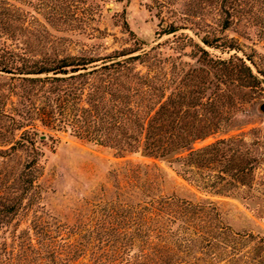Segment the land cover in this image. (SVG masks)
<instances>
[{"label": "trees", "instance_id": "1", "mask_svg": "<svg viewBox=\"0 0 264 264\" xmlns=\"http://www.w3.org/2000/svg\"><path fill=\"white\" fill-rule=\"evenodd\" d=\"M231 1L235 9L242 0ZM72 2L53 1L48 16L53 21L55 16L66 21L68 11L73 15L76 12ZM156 2L160 17L156 34L169 38L151 49H145V41L136 37L126 19L122 27L133 37L134 45L103 56L82 51L34 59L11 49L0 37V72L16 80L11 90L18 100L13 114L20 118L5 113L4 108L0 110V236L22 212L29 210L35 214L30 228L39 235L38 240L46 233L40 210L35 208L40 207L39 179L44 155L38 143L43 135L38 122L114 149L119 156L141 153L167 160L177 165L184 176L191 168L210 169L216 183L223 180L228 186L251 184L257 158L240 151L235 146L236 138H218L199 148L195 143L230 130L236 111L253 94L264 90V79L260 77H264V70L256 66L254 71L236 53L229 58L212 54L208 47L225 51L239 47L234 40L211 32H180L183 25L163 16L165 8H169L168 1ZM175 12L169 8L173 16ZM74 18H79L77 13ZM227 22L223 28L230 27ZM164 45L179 54L157 52ZM5 98L7 94L1 91V106ZM18 154L25 155L24 159H18ZM136 171L133 169L132 173L137 174ZM146 203L144 208L152 211L146 213L145 220L155 214L157 222L153 230L144 234L155 241L146 237L143 249L126 258L129 264H160L158 260L187 253L199 244L217 246L219 237L233 236L214 206L178 198ZM27 234L29 231L22 230L16 235L18 264L32 262L24 239ZM42 246L51 252L49 244L43 242ZM14 250L0 241V264H13ZM35 253V259L41 256L39 249ZM99 260L98 264H104L103 259Z\"/></svg>", "mask_w": 264, "mask_h": 264}, {"label": "rangeland", "instance_id": "2", "mask_svg": "<svg viewBox=\"0 0 264 264\" xmlns=\"http://www.w3.org/2000/svg\"><path fill=\"white\" fill-rule=\"evenodd\" d=\"M53 1L62 0H0L1 42L34 59L46 54L82 51L103 56L134 45L133 37L122 27L124 19L136 37L145 41V49L169 38L156 34L160 22L156 0H73L72 10L76 9L79 18L76 20L75 13L68 11L66 21L59 16L53 21L48 16V7ZM166 1L176 12L173 16L165 8L163 16L183 25L185 28L180 32L191 35L194 31L211 32L232 39L238 50L208 49L223 58L236 53L254 71L257 67L264 70V0H242L235 9L230 0ZM227 20L231 25L223 28ZM157 52L179 54L168 45ZM184 60L190 58L184 57ZM139 69L145 71L143 65ZM15 82L12 75L0 72V92L7 94L0 110L4 108L5 113L20 119L13 114L18 101L11 95ZM244 104L236 111L230 130L199 141L195 147L218 138H236L235 146L240 151L257 158L254 179L249 185L228 186L223 180L216 183L210 169L191 168L184 176L178 172L177 165L167 160L141 153L119 156L114 149L38 122L43 132L38 143L44 155L39 179L40 207L35 208L40 210L47 230L38 240L39 235L30 228L34 211L22 212L14 225L0 236L9 250L16 249L12 263L18 264L20 253L16 235L27 230L29 234L24 239L30 248L27 255L32 262L29 264H98L99 259L104 264H129L126 258L143 249L146 237L155 241L154 237L144 234L153 230L157 222L155 214L145 220L146 213L152 211L144 208L146 201L178 198L214 206L233 236L219 237L217 246L199 244L187 253L179 252L176 257L158 260L160 264H264V90L253 94ZM18 156L21 160L25 157ZM133 169L137 174L132 173ZM43 242L49 244L50 253L43 249ZM37 249L41 256L35 259Z\"/></svg>", "mask_w": 264, "mask_h": 264}]
</instances>
